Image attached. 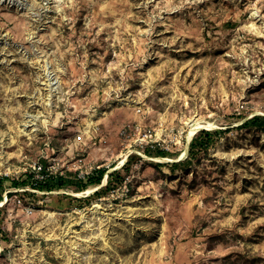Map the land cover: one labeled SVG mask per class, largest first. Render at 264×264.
<instances>
[{"label": "rangeland", "instance_id": "1", "mask_svg": "<svg viewBox=\"0 0 264 264\" xmlns=\"http://www.w3.org/2000/svg\"><path fill=\"white\" fill-rule=\"evenodd\" d=\"M254 116L264 0H0V264H264ZM36 163L58 175L28 216Z\"/></svg>", "mask_w": 264, "mask_h": 264}, {"label": "trees", "instance_id": "2", "mask_svg": "<svg viewBox=\"0 0 264 264\" xmlns=\"http://www.w3.org/2000/svg\"><path fill=\"white\" fill-rule=\"evenodd\" d=\"M243 126L245 128H254L257 129L261 132H264V117L262 116H254L251 119L247 120ZM217 136V132H211V131H201L197 137L194 138V140L192 141L191 145H190V154L187 160L186 164H190L192 163V161L197 158V156L199 154H201L202 152L207 151L212 144L214 143V140L216 139L215 137ZM157 155L163 156V157H167V153L166 152H158ZM180 164H175L172 167V170H175L178 168ZM131 166V158L129 159V161L125 164L124 166V170L126 172L129 171V168ZM104 173H105V169H100L97 173L96 176L90 177L86 186L84 188H89V187H93V186H100L104 177ZM31 177L33 178V176L31 175ZM108 179L110 180L108 182V184L104 187V189H101V191L97 192V195L100 196L108 191L111 190V188H113L114 185L118 186L120 184H122V182L124 181V176L121 174V172H114L108 175ZM52 179H49L47 181H42V182H37L36 186L33 185V183L31 184V187L37 188L40 191L44 190L46 187L48 188V185L52 184ZM60 181V178H59ZM58 181V182H59ZM13 185L15 187H24L27 185V181H14ZM82 188V190L84 189ZM28 194V193H27Z\"/></svg>", "mask_w": 264, "mask_h": 264}, {"label": "built area", "instance_id": "3", "mask_svg": "<svg viewBox=\"0 0 264 264\" xmlns=\"http://www.w3.org/2000/svg\"><path fill=\"white\" fill-rule=\"evenodd\" d=\"M57 172L58 171L56 170L53 163L49 164L48 166H45L42 163H36L32 167V171L30 173L33 176V185L36 186L37 182L47 181L49 179L56 178V176L58 175ZM88 175H84L83 178ZM39 192L40 190L34 187H30L28 189H15V191L12 192L13 194H15V198L13 200V208L18 209V211H22L24 215H33L36 211V206L30 199L26 198L24 194H38ZM8 197L9 193L6 194L4 199L8 200ZM1 204H3V202H1ZM2 230H5V228L2 227Z\"/></svg>", "mask_w": 264, "mask_h": 264}, {"label": "bare ground", "instance_id": "4", "mask_svg": "<svg viewBox=\"0 0 264 264\" xmlns=\"http://www.w3.org/2000/svg\"><path fill=\"white\" fill-rule=\"evenodd\" d=\"M91 124H93L92 122H90V125ZM211 127V125H200V126H196V127H194L193 129H192V131H191V135L190 136H192L197 130H199V129H208V128H210ZM186 156V153L184 154V157ZM167 160V159H166ZM125 161L126 160H124V162L123 163H125ZM105 183H106V181H105ZM94 192H96L94 189H89V190H87L85 193H83V194H87L88 196H91V195H93V193ZM83 194H81V193H79L78 194V196H82ZM0 252H1V248H0Z\"/></svg>", "mask_w": 264, "mask_h": 264}]
</instances>
